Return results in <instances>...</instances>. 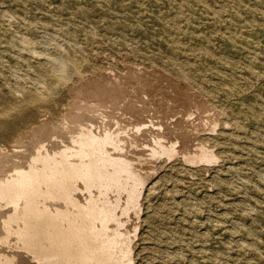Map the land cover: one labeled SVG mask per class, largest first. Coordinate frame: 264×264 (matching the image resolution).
Returning <instances> with one entry per match:
<instances>
[{
	"label": "rangeland",
	"instance_id": "374dc122",
	"mask_svg": "<svg viewBox=\"0 0 264 264\" xmlns=\"http://www.w3.org/2000/svg\"><path fill=\"white\" fill-rule=\"evenodd\" d=\"M134 126L153 135L123 150L145 184L122 264H264V0H0V264L45 262L68 228L101 239L88 190L23 173Z\"/></svg>",
	"mask_w": 264,
	"mask_h": 264
},
{
	"label": "bare ground",
	"instance_id": "6f19581e",
	"mask_svg": "<svg viewBox=\"0 0 264 264\" xmlns=\"http://www.w3.org/2000/svg\"><path fill=\"white\" fill-rule=\"evenodd\" d=\"M102 114L105 118H109L108 110H103ZM141 128L136 129L134 126L124 135H113L110 131L99 132L100 129L97 132L93 127L81 129L76 136L78 148L74 149V153L80 155L81 158L78 165H73V161H70V164L67 157L61 161L58 158L59 153H55L44 158L41 170L32 165L29 169L24 170L23 174L26 177L33 178L36 173L41 177L49 174L56 182L72 185V191L75 192L72 193L70 199L73 198V200L79 199L78 191L88 190L91 198L86 196L87 200L79 213L84 219L86 227L96 225L99 233L102 234L101 239L98 240L90 230L77 235L75 229L68 228L67 231L61 232L59 237L62 240L59 246L55 245L54 250L58 255H48L47 260L41 264H122L119 255L122 254L125 258L129 248L127 234L121 230L123 223L120 217L130 215L131 210L137 207L140 187L144 183L143 177L140 175L141 171H138L140 170L138 169L139 164L142 162L141 157L129 158L123 150L127 149L125 144L128 143L136 148L138 138L142 137L144 133L148 132L153 135L150 128L147 130ZM163 133L168 135L167 130H164ZM123 142L124 144H122ZM111 147L116 152L111 151ZM175 149L174 147L154 148L150 152L151 156H155L160 153H171ZM133 153L136 154V151ZM196 154L198 155L194 157L188 156L189 160L196 162L201 159L211 160L214 158V155L205 149L201 150L200 155ZM87 158L89 160H86ZM63 166L70 168L65 170L62 169ZM18 173L21 174L20 171ZM90 203L95 204L100 212L105 213V217L91 215L89 218L87 212L90 209L87 205ZM34 212L42 220L43 215L38 214L36 210Z\"/></svg>",
	"mask_w": 264,
	"mask_h": 264
}]
</instances>
